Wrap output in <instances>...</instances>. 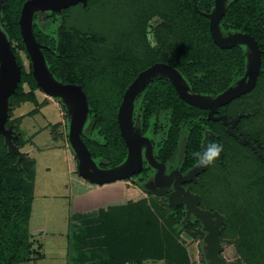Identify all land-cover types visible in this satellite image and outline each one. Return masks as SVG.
<instances>
[{"label":"trees","instance_id":"1","mask_svg":"<svg viewBox=\"0 0 264 264\" xmlns=\"http://www.w3.org/2000/svg\"><path fill=\"white\" fill-rule=\"evenodd\" d=\"M26 1L3 0L0 11V27L21 67V80L9 98L7 122V127L14 126V133L18 134L14 143L20 148L24 144L18 125L23 117L10 120L13 111L27 102L37 109L41 107L36 98V91L41 90L32 76L18 25ZM74 7L75 12L69 8L63 10L62 15L49 12L48 31L42 32L35 19L33 32L37 42L44 46L42 52L54 78L64 84L80 85L86 94L89 114L82 139L100 168L116 167L126 158L117 111L125 89L137 73L155 62H163L180 72L194 90L215 95L243 75L242 51L221 49L211 39L209 21L202 13H210L213 0H197L196 8L194 0H87L85 6L80 3ZM262 27L264 0H230L220 22L223 33H249L264 49ZM21 52L29 61L27 71L22 66ZM168 88L171 90L172 86ZM256 89L264 98V60ZM37 109L28 116L36 114ZM189 113L185 111L183 118L188 140L187 167L194 163L192 147L200 135L197 119ZM67 130L66 123V138ZM234 143L237 145L234 155L239 162L235 164L236 171L232 176L231 203L221 207L225 219L222 236L236 239V252L242 264H264V162L260 161L262 166H257L262 169L245 172L241 164V145ZM16 160L17 156L8 153L0 137V264L35 263L44 258L42 245L35 246L29 230L35 163L28 158L19 168ZM127 207L130 210L126 215L123 213L125 217H134L136 223L149 221L154 227L153 232L148 234L143 223V226L136 224L135 233H129L132 231L130 223L124 220L125 217L115 218L119 212L109 206L99 210L95 218L96 227L104 233L106 254L91 258L94 261L71 259L70 263L97 264L96 261H102L100 264H111L117 260L114 256H119L117 264H146L148 260L175 264L180 254L173 256L167 250L180 242V232H190L195 226L188 222L182 224L183 212L171 214L172 209L160 206L162 221L159 220L145 200L128 201ZM159 225L164 234L158 233ZM180 248L186 251L181 244ZM77 253L75 256L78 257L79 251ZM201 253L203 255V251Z\"/></svg>","mask_w":264,"mask_h":264},{"label":"water","instance_id":"2","mask_svg":"<svg viewBox=\"0 0 264 264\" xmlns=\"http://www.w3.org/2000/svg\"><path fill=\"white\" fill-rule=\"evenodd\" d=\"M2 2L3 0H0V11ZM196 2L197 0H194L195 8ZM228 2L229 0H213V8L210 13L202 14L209 21L210 36L217 47L231 49L238 45L247 46V65L244 76L234 86L227 88L212 98L190 94L188 86L180 73L166 64L156 63L141 71L136 79L126 88L117 111V123L120 136L127 147V156L120 165L108 169L98 167L82 139L89 114L85 92L80 85L64 84L54 78L42 52L44 46L37 42L33 32V18L36 13H61L62 10L80 3L85 6L87 0H27L24 2L20 11L18 25L21 40L31 63L32 76L45 96L52 99H60L66 109L69 118L67 141L77 161L78 175L83 180L97 186H104L128 180L133 174L140 171V145L142 139L134 132L132 126L133 102L149 80L157 76L167 77L173 83L180 98L186 103L199 108L210 109L209 119H214L213 112H215L217 107L227 104L255 87L260 71L262 52L257 42L250 35L230 32L223 33L221 31L220 22L224 16ZM20 80L21 67L17 64L9 40L0 27V137L3 138L8 153H13L17 156L16 165L19 168L22 161L28 160V153L21 151V148L15 145L14 141L18 139V134L14 133V126L6 127V125L9 120V98L14 94ZM240 117L238 116L231 121H227L225 117L216 118L215 120L222 121L223 124L228 126L230 135L237 139L240 144H244L247 141L251 148L264 159V153L254 146L249 139L240 137L233 131ZM206 145L207 139L205 140V147ZM183 149L184 145H182L180 150V158L183 155ZM152 166L155 167L154 164ZM206 166H201L199 163L183 177L176 171H173L168 178L170 179L173 175L177 174L179 179L175 182V190L169 195L168 199L172 208H175L176 205H184L186 212L182 224L186 223L191 215L201 222L202 229L206 233L202 241V251L206 264H226L221 256V216L217 212L210 213L200 210L197 207L199 197L191 194L188 190H183L178 185V182L195 181L196 176ZM158 175L159 172L157 177Z\"/></svg>","mask_w":264,"mask_h":264},{"label":"flooded vegetation","instance_id":"3","mask_svg":"<svg viewBox=\"0 0 264 264\" xmlns=\"http://www.w3.org/2000/svg\"><path fill=\"white\" fill-rule=\"evenodd\" d=\"M62 11L58 14L62 15ZM44 14L45 21H47L49 13ZM35 19L39 21L40 13H36L34 15L33 20ZM230 33L248 34L257 42L258 47L262 52L259 71L260 74L264 60V49L260 45L259 41L256 40L253 35L246 32L236 31ZM233 48H237L242 51L245 66L243 75L235 82L231 81L227 88L234 86L236 82L244 76L247 65V46L238 45L232 47L231 49ZM156 63L163 62H155L152 65ZM139 73L135 75L129 85L136 79ZM180 75L186 82L188 91L192 95L214 98L227 89L226 88L216 95L212 93L198 92L193 89L181 73ZM169 85L172 86L171 90L168 88ZM256 85L246 94L239 96L223 106L217 107L215 112H213L214 119L208 118L210 109L190 105L181 99L178 92L174 88L173 83L170 79L164 76H157L149 80L144 88L135 97L133 102L132 126L134 132L140 139H142L140 145L141 168L138 173L133 174L128 180H124V182H129L134 189L140 191L143 194L142 199H146L147 204L150 206L156 205L163 208H170L172 209L171 214L176 211H181L184 214L182 218L183 221L186 212L184 205H176L175 208H172L170 207L168 199L169 195L175 190V182L179 179V176L175 174L172 178H170L171 180L168 177L173 171H176L181 177H183L196 165H198L200 163V159L195 155V153L200 152L205 147L206 139L207 144L211 139L223 146V151L220 156L213 163L208 164L206 168L196 176L195 181L184 183L178 182L180 188L185 191L188 190L191 194L199 197L197 207L200 210L208 211L210 213L217 212L221 216V251H223L222 231L223 222L225 220L221 207L223 206L222 204L231 203L230 200L233 187L232 176L236 171L234 170L235 164L238 165L237 162H239L234 155V149L237 148L234 141L237 143L239 142L229 134L227 125L223 124L222 121L215 119L225 117L227 121H231L236 119L238 116H241L239 121L236 122L233 131L240 137L249 139L254 146L264 153V98L262 93L256 89ZM149 86L152 88L148 89ZM171 92H174V95ZM169 94H171V97L168 96ZM169 102H172V104H169ZM185 111L190 112L189 115H191L192 118L197 119V131L200 133L199 138L195 139L196 141L192 147L194 163L191 167H187L189 163L188 161H185L188 146V140L185 135L186 130L183 123ZM242 119H244L243 122H241ZM123 143L126 147L124 140ZM182 145H184V149L183 155L180 158ZM240 145V150L243 153V160L241 163L243 165V170L247 173H253L256 172L254 171L255 168L258 170L262 169V167H257L262 166L260 161L264 162L261 155L252 149L247 141ZM153 164L155 167L152 166ZM158 172L159 175L157 177ZM120 182L123 181H118L116 183ZM187 222L195 226V229L190 232L182 231L181 233H185L189 237H201L203 241L206 233L202 229L201 222L195 219L192 215ZM200 250L202 251V246ZM225 262L226 264H229L227 261Z\"/></svg>","mask_w":264,"mask_h":264},{"label":"rangeland","instance_id":"4","mask_svg":"<svg viewBox=\"0 0 264 264\" xmlns=\"http://www.w3.org/2000/svg\"><path fill=\"white\" fill-rule=\"evenodd\" d=\"M70 8L68 9L72 12L76 11L74 6ZM44 17L45 14L40 13L38 28L43 30L42 32L49 30V23L45 21ZM20 55L22 66L27 71L29 61L23 52ZM24 89L28 91L27 86H24ZM36 98L41 107L37 109L33 103H24L13 111L10 118V120H14L24 116L18 125L24 144L21 151L27 152L28 158L35 163L29 230L35 246L42 245L41 252L45 256L43 260L35 264H70L71 259L82 261L93 257V254L95 257V252L92 251H86L78 257L75 255L78 249L88 247L89 241L86 245L80 242L84 236L89 240L90 237L95 238L100 231H103L96 227L95 218L99 210L106 205L114 206L119 212V216L116 214L115 218L119 219L125 217L123 213L126 215L130 210L127 207L128 201H146V199H142L143 194L134 189L129 182L97 186L83 180L78 175L77 161L66 138V123L68 129L69 118L65 107L60 99L49 98L42 91H36ZM35 108L38 112L28 116L27 114ZM85 131L86 129H84ZM151 207L155 215L162 221L161 209L156 205ZM125 219L130 223L132 229L129 233H135L136 224L144 223L143 229L148 234L154 229L149 221L136 223V219L132 216H127ZM83 228L88 229L84 230L87 231L86 233L82 232ZM102 228L104 229V227ZM105 228L108 229L107 224H105ZM158 230V233L164 234L161 225L158 226ZM178 237L180 242H176L175 246H170L167 250L171 251L173 256L180 254L176 258L177 262L174 261L175 264L206 263L200 250L201 237H189L181 232ZM72 242L74 243L72 244ZM222 243V258L229 264H242L236 252V239L223 235ZM180 244L186 251L179 249ZM103 254L106 253L103 252ZM173 256L171 257L174 258ZM114 258L117 260H115L116 262L113 260L111 264H117L120 259L119 256H114ZM146 264H164V262L148 260Z\"/></svg>","mask_w":264,"mask_h":264},{"label":"crops","instance_id":"5","mask_svg":"<svg viewBox=\"0 0 264 264\" xmlns=\"http://www.w3.org/2000/svg\"><path fill=\"white\" fill-rule=\"evenodd\" d=\"M18 109V108H17ZM16 110V109H15ZM28 115V114H27ZM21 117H23L24 118V116H21ZM21 117H19V118H21ZM22 118V119H23ZM22 122V121H21ZM20 122V123H21ZM110 205H106L105 207H103V209H106L107 207H109ZM97 223V222H96ZM99 227V226H98ZM97 227V228H98ZM84 230H88V229H84L83 228V230H82V232H84V233H86L87 231H84ZM36 234V233H35ZM85 239H86V241H85ZM82 240V239H81ZM85 241V242H84ZM87 241H89V244H87ZM94 241H96L95 243H92V242H94ZM97 241H99V243H97ZM83 243H85V245L87 244V246L88 247H83L84 249H78V251H79V255L80 254H83V252H86V251H92V252H95V255L96 256H98V257H101V255H102V253L104 252V251H107L108 250V248H107V246L105 245V238H104V233L102 232L101 233V231H100V233H99V235H97L96 237H95V240L92 238V237H90L89 238V240L87 239V238H85V236H84V239H83ZM95 247V248H94ZM81 250V251H80ZM99 252H101V254H99ZM78 254V253H77ZM76 254V255H77ZM97 257V260L99 259ZM44 258H45V256H44ZM43 258V259H44ZM91 258H94V255H93V257H90V258H88L87 260L89 261H94L93 259H91ZM43 259H41V260H43ZM41 260H38V261H41ZM38 261H36V262H38ZM35 262V263H36ZM35 263H27V264H35ZM96 263L97 264H100V263H102V261H96ZM71 264V263H70ZM92 264V263H91Z\"/></svg>","mask_w":264,"mask_h":264},{"label":"clouds","instance_id":"6","mask_svg":"<svg viewBox=\"0 0 264 264\" xmlns=\"http://www.w3.org/2000/svg\"><path fill=\"white\" fill-rule=\"evenodd\" d=\"M222 151L223 146L210 139L206 147L200 152L195 153V155L199 157L200 165L204 166L213 163L220 156Z\"/></svg>","mask_w":264,"mask_h":264}]
</instances>
